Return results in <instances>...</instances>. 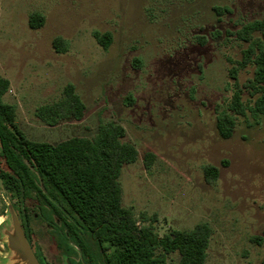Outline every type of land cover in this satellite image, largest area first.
<instances>
[{
	"label": "rangeland",
	"instance_id": "374dc122",
	"mask_svg": "<svg viewBox=\"0 0 264 264\" xmlns=\"http://www.w3.org/2000/svg\"><path fill=\"white\" fill-rule=\"evenodd\" d=\"M31 13L43 15L41 27H29ZM253 19H264V0H0V76L9 82L2 99L36 141L92 137L99 122L120 123L138 151L120 172L124 206L155 215L160 236L209 224L205 264H262L264 239L253 237L264 232V115L251 113L242 91L246 111L232 135L221 138L215 126L235 89L228 69L246 46L228 31ZM55 37L64 52L53 48ZM251 75L247 66L238 82ZM67 83L85 104L83 118L43 124L35 108L57 100ZM146 152L155 155L149 170ZM205 165L217 168L216 178L206 179ZM22 206L46 264H102L85 234L81 249L50 207L16 201L1 183L0 264H26L12 225ZM177 259L171 253L167 264Z\"/></svg>",
	"mask_w": 264,
	"mask_h": 264
},
{
	"label": "trees",
	"instance_id": "16d2710c",
	"mask_svg": "<svg viewBox=\"0 0 264 264\" xmlns=\"http://www.w3.org/2000/svg\"><path fill=\"white\" fill-rule=\"evenodd\" d=\"M43 23L39 13L28 17L32 29ZM228 33L246 46L241 49L240 59L228 69L235 89L227 107L216 112L215 126L221 138H229L237 116L245 115L242 91L252 101L251 113L264 115V19L246 21ZM94 36L107 46L106 35L94 32ZM52 46L56 52L66 49L60 37L53 39ZM247 66L252 67V75L239 83L238 73ZM8 86V80L0 76V183L9 197L16 201L34 198L50 207L81 249L86 248L82 234L87 236L102 264H167L169 254L174 252L178 254L175 264H205L212 232L209 224L172 229L160 236L154 226L155 215L135 216L131 207L122 204L120 172L124 165L138 159V151L126 139L120 123L99 122L92 137L72 136L55 143L32 140L18 125L16 105L2 99ZM85 109L74 85L67 83L57 100L37 106L34 115L43 124L55 126L68 118L81 120ZM154 158L151 152L143 155L147 170ZM204 175L209 180L216 178L217 168L205 165ZM25 209L24 222L28 225L30 215ZM253 239L263 240L264 232Z\"/></svg>",
	"mask_w": 264,
	"mask_h": 264
},
{
	"label": "water",
	"instance_id": "95a60500",
	"mask_svg": "<svg viewBox=\"0 0 264 264\" xmlns=\"http://www.w3.org/2000/svg\"><path fill=\"white\" fill-rule=\"evenodd\" d=\"M13 232L16 240V250L23 256L26 264H39L36 260L28 241L19 225L18 219L16 217L12 218Z\"/></svg>",
	"mask_w": 264,
	"mask_h": 264
},
{
	"label": "flooded vegetation",
	"instance_id": "af4514ba",
	"mask_svg": "<svg viewBox=\"0 0 264 264\" xmlns=\"http://www.w3.org/2000/svg\"><path fill=\"white\" fill-rule=\"evenodd\" d=\"M25 208H26L25 206H22L20 208V212L17 211V213H18L17 219H18L19 225H20V227H21V229H22V231H23V233H24V235H25V237H26V239L28 241V244H29V246H30V248H31V250H32L35 258H36V260L38 261V263L39 264H46L44 262L43 258L39 254H37L33 250L32 246H31V242H30V240H31V238H30V232H29V230L27 228L28 225L24 222V218L26 217V214H27V210ZM57 217H58L59 220L61 219V217L59 216V214H57ZM72 264H76V263H72Z\"/></svg>",
	"mask_w": 264,
	"mask_h": 264
}]
</instances>
